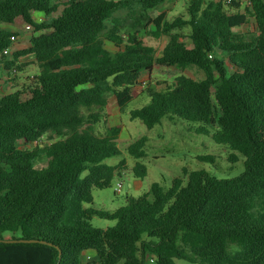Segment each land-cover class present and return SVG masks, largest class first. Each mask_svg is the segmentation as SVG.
Returning <instances> with one entry per match:
<instances>
[{
  "label": "trees",
  "instance_id": "obj_1",
  "mask_svg": "<svg viewBox=\"0 0 264 264\" xmlns=\"http://www.w3.org/2000/svg\"><path fill=\"white\" fill-rule=\"evenodd\" d=\"M165 1L0 0L1 66L7 76L20 72L17 60L28 56L38 68L24 81L12 78L11 91L0 95V264H79L87 251L95 253L88 264H264V0H250L244 12L236 1L188 0L187 19L150 17ZM247 16L255 32H235ZM26 25L30 46L6 59L10 37ZM186 26L189 34H180ZM145 28L154 39L168 38L158 55L139 37ZM104 40L118 51L111 54ZM156 66L171 68L173 82L148 89L150 102L130 119L147 129L163 118L197 123L200 134L208 127L211 140L231 152L229 163L236 153L244 158L243 171L220 179L183 169L185 185L181 178L167 190L152 183L112 212L86 208L92 189L108 188L124 166L105 163L120 154L121 131L115 116L101 114L106 95L121 110L141 72ZM190 67L202 77H186ZM101 118L98 134L93 127ZM45 134L57 140L17 147ZM146 142L137 139L127 154L143 158ZM40 158L46 164L37 168ZM132 173L144 178L146 168L136 162ZM93 216L115 224L93 229Z\"/></svg>",
  "mask_w": 264,
  "mask_h": 264
},
{
  "label": "rangeland",
  "instance_id": "obj_2",
  "mask_svg": "<svg viewBox=\"0 0 264 264\" xmlns=\"http://www.w3.org/2000/svg\"><path fill=\"white\" fill-rule=\"evenodd\" d=\"M187 1L166 0L156 9L149 11V16L154 18L158 15H163L166 21H172L178 16L187 19ZM244 6V3H241L240 10L243 12ZM225 9L232 12L229 7L225 6ZM116 15L123 17L124 12H119ZM107 25L110 27V22H107ZM125 29H129L128 25H126ZM148 30L150 28H145V30L139 29V37L145 44L154 46L157 51L156 55H158L165 46L168 38L161 36L159 39H154L147 33ZM234 31L244 34L254 33V20L250 16H247V24L236 28ZM178 32L182 35H188L190 30L186 26ZM32 34L31 28L30 30H24L23 27L18 29L16 40L10 50V55L6 59H10L12 53L15 51L27 49L30 46ZM104 46L111 54L118 51L117 48L106 40H104ZM187 47H190L189 42L187 43ZM16 64L22 66V71L13 72V74L8 75L10 78L0 64V80L2 83L0 95L11 91L12 78L15 77L17 81H24L26 77L38 74V68L28 56L18 58ZM184 75L191 79H200L202 72L194 67H190L184 71ZM173 79L174 73L171 68L156 66L151 72H141L137 84L132 89L131 100L121 110L116 106L115 97L112 94L106 95L107 103L101 114L115 116L119 120V123L121 122V131L116 141V146L120 154L116 157L106 159L105 163L114 166L123 160L124 166L119 171V175H114L108 188L92 189V201L91 204L85 205L86 208L112 212L124 206L127 197L135 198L146 193L152 183H158L164 190H167L173 179L181 178L183 185H185L186 177L182 174L183 169L187 172L204 170L211 176L220 179L233 178L242 173L244 158L236 153L237 161L233 164L229 163L226 159L231 152L211 140L213 131L208 127H206L209 131L208 135L200 134L195 132V129L200 126L197 123L183 121L172 123L163 118L160 124L155 125L152 129H147L139 120L130 119V111L139 109L150 102L148 89L157 91L164 90L172 84ZM141 84H144V87H141ZM93 129L98 134L103 133L105 129L103 118L94 125ZM143 136L147 138L144 147L146 155L139 160H135L127 154L126 148ZM56 140L54 136L45 134L38 142L30 144L17 141V147L19 149L33 150L38 145H48ZM203 157H210V160H201ZM136 162H140L145 166L146 175L144 178H137L133 175L132 167ZM45 164V160L40 158L35 166L41 168ZM118 183L122 185V188L119 193H115L114 189ZM89 224L93 229L106 230L107 228L113 227L115 222L93 216ZM176 264L190 263L176 260Z\"/></svg>",
  "mask_w": 264,
  "mask_h": 264
},
{
  "label": "built area",
  "instance_id": "obj_3",
  "mask_svg": "<svg viewBox=\"0 0 264 264\" xmlns=\"http://www.w3.org/2000/svg\"><path fill=\"white\" fill-rule=\"evenodd\" d=\"M230 1H236V2H240V3H244V5L247 7L250 5V0H226L227 3H229ZM32 15L38 21H40L42 19V15L39 13L33 12ZM30 28L31 27L28 25L23 26L24 30H30ZM15 40H16V37H10L9 47H7L5 50L2 51L1 55H3L5 58L10 55V52H11L10 50H11ZM228 68L231 69V67L229 65H228ZM141 87H144V84H141ZM121 188H122V185L120 183L116 184L114 192L119 193L121 191ZM94 260H95V253L93 251H87L81 255L80 260H79V264L92 263Z\"/></svg>",
  "mask_w": 264,
  "mask_h": 264
},
{
  "label": "water",
  "instance_id": "obj_4",
  "mask_svg": "<svg viewBox=\"0 0 264 264\" xmlns=\"http://www.w3.org/2000/svg\"><path fill=\"white\" fill-rule=\"evenodd\" d=\"M4 243H15V242H35L34 240H2ZM60 254V253H59Z\"/></svg>",
  "mask_w": 264,
  "mask_h": 264
}]
</instances>
